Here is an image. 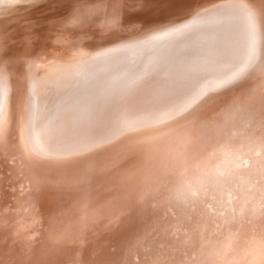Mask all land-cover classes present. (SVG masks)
<instances>
[{
	"label": "bare ground",
	"instance_id": "bare-ground-1",
	"mask_svg": "<svg viewBox=\"0 0 264 264\" xmlns=\"http://www.w3.org/2000/svg\"><path fill=\"white\" fill-rule=\"evenodd\" d=\"M9 1H11V0H9ZM209 6L210 5H208V7ZM208 7L206 9L203 8V9L198 10L197 15L194 18H191L187 22L185 21V23L182 25L173 24L171 26H167V28H165V29L161 27V29L159 31H156L155 34L149 35L148 37H144V38H138V39H135L132 41L129 40L124 45V47L119 48L114 53H110L107 56L103 55V57L101 55V58L96 57V58H94L96 60L92 59L89 62L87 61L83 65L81 64V66L80 65L79 66H76V65L70 66V64L69 65H66V64L58 65V63H55V64H52L51 66L49 64L48 65L49 68H48L46 66V64H44V62H43V64L46 66V70H44V71L42 70L43 72L38 74L37 76H35L32 73L35 76L32 85L30 86V84H29V86H27L28 82L26 81V79H25V81L27 83L24 82L25 83L24 85L29 87V90L31 91V96H32L31 112L28 110L29 113H31V115H32V122H31L32 131L30 132V133H32L31 134L32 140L30 139L31 142H29V141H27V139L26 140L24 139L25 141H27L26 143H28V142L31 143V144L28 143L29 145L26 149V151L28 152V155H30L28 157L29 158L28 159V164H29L28 165V168H29L28 171L32 170V172H33L34 169L37 167V164L39 163V162L37 164L35 163L36 162L35 159L39 160L36 158L37 156L35 155L36 153L39 154V152H38L39 148L45 149L46 151L58 153V156L55 155V153H54L53 157L57 156V159H53V160L54 161L59 160V162L61 161L60 159L63 157L62 156L60 158L59 154H62V155L66 154V156L68 155V159H69V156L71 158L72 157L77 158V157L83 156V155L85 158L86 157L85 155H89L91 153H92V157H93V153H95L99 148L98 153L95 154L98 156L99 151L102 150V149H100V147H104L106 142H108V141L110 142L112 140V138L115 136V133L117 132V130L121 129L122 126L124 127V125L127 124V126H125V128L129 127L128 124H131V121H135V120L139 121V120H143L146 118H147L146 120L151 121L152 119L159 118V120L157 119L156 123H158V125L164 126L163 123L165 122V119H166L165 116H167V114H169L171 111L175 110V112H177L176 109L180 110V108H182L180 111H184V112L181 115L185 118L192 117L193 115L198 114L197 117L201 118L200 121H198L196 123H193V122L189 123L187 120L186 122H188V124H187L188 126L180 127V129L182 128V130H180V129L178 130V144L176 146L177 148L175 147V149H177V153L179 155L181 153V155H180L181 159H180V162L177 163L175 166L176 167V172H175L176 180L174 181L175 182V190H174L175 191V198L174 197L173 198L177 199L179 201L177 206L182 205V209L184 208L183 206H187V208H189V210L187 213L188 214V217H187L188 221L183 222L184 226H186V227L185 228L182 227L183 225L181 222H177V221L174 222V225H175V223L179 224L178 225L179 228L176 229L174 227V230L176 229L175 232L172 233L173 235L172 234L170 236L168 235L169 236L168 238L170 239V241H172L171 246L176 244V247L179 249V252H181V254L183 256L180 254L176 257L175 256L172 257V255H174V253H175L173 251V248H172V253L171 254L167 253V255L169 256L168 261H165L163 263H165V264H264V100H262L260 102V100L258 101L255 99V97H257L258 94H260L258 97H262L264 95V0L222 1V2H216L215 4L213 3V4H211L210 8H208ZM255 12H256V14H255ZM2 15H4V14H2ZM2 20H4V19H2ZM12 20H14V19L12 18ZM177 20H180V19H177ZM9 25H10V23H9ZM172 26H178V27H177V29L168 30ZM63 53H64V51H63ZM140 54H141V58H140L141 61H140V63H137V62H135L136 60L134 61V59H135L134 56L138 57L137 55H140ZM65 55H67V54L65 53ZM60 56L61 55H59L58 57H60ZM29 60H30V58H29ZM33 60L35 61V59H33ZM33 60H30V63H31V61L33 62ZM75 60H77V58ZM75 60H74V62H75ZM23 61H25V59ZM47 62H49V61H46V63ZM9 63H11V62H9ZM9 63L7 65L9 67V73H10L11 64L9 66ZM30 63H29V65H32L35 62H33L32 64H30ZM13 64L15 65L16 63H13ZM15 66H18V64ZM24 66H25V69L28 70L26 68V65H24ZM34 67H37V66H32V69ZM13 68H15V67H13ZM25 69H23L24 70L23 73L25 72ZM14 71H16V70H14ZM6 72H8V71H6ZM27 74H29V73H27ZM33 75H32V77H33ZM12 76H14V74ZM5 77H6V79H8L7 76H5ZM8 77H9V75H8ZM15 77H16V75H15ZM21 77H22V75H21ZM25 78H27V77L25 76ZM243 78H245L244 81L239 82ZM23 79L24 78H22V80ZM27 80H28V78H27ZM31 80H32V78H31ZM8 81L10 82V80H8ZM30 87H31V89H30ZM26 88H25V91H26ZM17 90L18 89H16L15 87L10 86L5 79L0 78V147L1 148H5V146H7L6 144H7V141L9 140V137H10V135H9L10 126H12V124H13L12 115L14 114L15 111H16V114L18 113L17 112L18 109L16 110V104L19 103L20 97H19V92H17ZM260 103L262 104L261 107H260ZM20 111L22 112V110H20ZM20 111H19V113H20ZM161 112H163V113L158 114ZM23 114H20V115L23 117ZM194 118H196V116ZM152 121L153 122H151V123H154V120H152ZM21 122H22V119H21ZM144 122H142V123H144ZM25 123L28 124V121H26ZM132 123H134V122H132ZM26 124H25V128H26ZM134 125H135V123H134ZM134 125L131 124V126H134ZM142 125H145V124H141V127H142ZM154 126H155V124H154ZM15 127H17V126H14V128ZM134 127L138 128L136 126H134ZM12 128H13V126H12ZM125 128H122V129H125ZM159 128H161V127L159 126ZM131 129H132V127H131ZM150 129H151V126H150ZM19 130H20V133H19L18 137L23 139L24 137L22 138V136H21L22 135L21 134V127H19ZM133 130H135V129H133ZM152 130H153V128H152ZM167 130L168 129L166 128V131ZM14 131L17 134L16 128L14 129ZM123 131L124 130H122L121 133H123ZM126 131H128V133H126V134H129V130L127 128H126ZM138 131H141V130H138ZM142 133H143V131H142ZM144 133H145V135H147L145 130H144ZM155 133H157V131H155ZM155 133L154 134L152 133V134L155 135ZM28 134H29V132L27 134L25 132L24 135H25V137L27 136V138L29 139L30 137H28ZM119 134L117 133L116 135H119ZM152 134H151V136L150 135L149 136L153 137ZM156 135H158V134H156ZM167 135H169V133L166 134V136ZM129 136L130 135H128V137L126 139H129ZM115 137H118V136H115ZM139 137H144V135L139 136ZM150 137L146 138L147 140H146L145 145L150 143L151 141H153V142L155 141L154 143H151V144H155V143L159 144L158 141L155 139V137H153V138H150ZM160 137L161 136L157 137V139L159 141H161ZM163 137H164V135H162V138ZM19 138L17 140L18 142L20 141ZM149 138H150V142H148ZM170 138L171 137H169V140H170ZM126 139H123V140L125 141ZM167 139H165V140H167ZM174 139H175V137H174ZM133 140L136 141V139H133ZM133 140H131V141H133ZM165 140H163V141H165ZM121 141H122V137H121ZM131 141L128 140L127 143L128 142L131 143ZM142 141L144 142V140H142ZM138 142L140 143V141H138ZM112 143H114V142H112ZM112 143L110 142L111 145H112ZM130 143H128V145H131ZM135 143L137 144V142H135ZM135 143H134V146H135ZM117 144H119V143H117ZM164 144H166V142L163 143V145ZM8 145H9V143H8ZM25 145L26 144H24L23 147ZM111 145H110V147H111ZM114 145L116 146V143ZM124 145H126V142H124ZM137 145L139 146V144H137ZM137 145H136V147H137ZM123 146H120V147H123ZM131 146H133V145H131ZM142 146H143V143H142ZM151 146H153V145H151ZM168 146H166V147L168 148ZM107 147L110 150L109 145H107ZM126 147H125V149H126ZM130 147H128V148L130 149ZM133 147H131V148H133ZM136 147H134L133 149H135ZM9 148L10 147H8V149ZM128 148L126 150H128ZM103 149L107 150L106 147ZM169 149L166 152H170ZM163 150H165V149L163 148L161 151H163ZM32 151L35 154L32 153ZM131 151H133V150H131ZM174 151L175 150H173V152ZM107 152H108V150H107ZM158 152H159V150H158ZM104 153H105V151H104ZM129 153H131L130 150H129ZM136 153H138V152H136ZM110 154L112 155V153H110ZM164 154H165V152H164ZM170 154H172V153H170ZM95 155H94V157H95ZM101 155L102 154L99 155V158L101 157ZM107 155H106V157H107ZM133 155H136V154H133ZM147 155L150 156V153ZM158 155H161V154L158 153ZM173 155H174V153H173ZM33 156L34 157L36 156L35 159H33L34 158ZM102 156H104V155H102ZM9 157H10V154H9ZM14 157H17V155ZM46 157H48V156L46 155ZM46 157H44V159ZM53 157H50V158H53ZM64 157H65V155H64ZM150 157H152V156H150ZM40 158H41V156H40ZM42 158H43V156H42ZM66 158H64V159H66ZM96 158H93L91 160V159H88V156H87L86 160H83V161L86 162L87 160H91V162H92ZM102 158L103 157H101L100 159H102ZM146 158H144V162L146 161L145 160ZM64 159L62 158V161ZM68 159H66V160H68ZM72 159H70V160H72ZM77 159H75V160H77ZM105 159H107V158H105ZM169 159H170V156H169ZM48 160H49V158H48ZM48 160H46V161H48ZM66 160H64V163ZM140 160L143 161V159H140ZM175 160L176 159L174 158V161ZM39 161H41V159ZM96 161L99 162L98 159ZM96 161H94V162H96ZM155 161H157V160H155ZM24 162H26V161H24ZM68 162H66L65 164L62 163L63 164L62 167L64 165H66ZM114 162H115V160H114ZM176 162H178V161H176ZM50 163H51V160H50ZM82 163L80 165H82ZM123 163H124V166H120L121 165V163H120V165H118V167L119 166H120V168L125 167L126 162H123ZM13 164H15V163H13ZM45 164L47 165V162H45ZM53 164H55V163L52 162L50 164L51 165L50 169H52L54 166H58V165H56L57 162L54 166H53ZM69 164H71V163L69 162ZM83 164H84V166L83 167L81 166V167L84 170L85 169L84 168L85 163H83ZM87 164H88V166H90L89 162ZM97 164L101 165L100 163H97ZM142 164H144V163H142ZM41 165H43V164H41ZM127 165H128V162H127ZM164 165H166V164H164ZM94 166H95V163H94ZM94 166H92V168ZM110 166H112V165H110ZM181 166H184V170L181 168ZM103 167H105L104 164H103ZM112 167H113L112 169H114V165ZM40 168H41V166H40ZM58 168H60V166ZM90 168H91V166H90ZM95 168H97V167L95 166ZM98 168H99V166H98ZM129 168H131V167H129ZM54 169H56V168H54ZM76 169H77V167H76ZM106 169H108V167H106ZM125 169H126V167H125ZM157 169H158V167H157ZM164 169H165V167H164ZM15 170H17V167L15 169H13L14 172H16ZM93 170H94V168L91 170V172H93ZM123 170H124V168H123ZM131 170L130 169L127 170L129 175H124V174L122 175V173L119 174L117 172L115 176L119 177L120 175H122L124 178H126V176H130ZM149 170H151V169L149 168ZM149 170H147V171H149ZM87 171L84 174H89V173H87ZM115 171L116 170L114 169L113 172H115ZM73 172H75V171H73ZM100 172H101V168H100ZM107 172H108V170H107ZM107 172H106V177L101 176L102 179L108 178ZM119 172H120V170H119ZM136 172H137V170H136ZM53 173L55 174V172H53ZM96 173H97V169H96V172L94 173V175ZM111 173L108 175L109 176V182L113 179ZM67 174H69V173H67ZM102 174H103V172L101 173V175ZM141 174H142V171H141ZM160 174H161V172H160ZM160 174H158V175L160 176ZM73 175H74V173H73ZM90 175H93V174H90ZM96 175L100 176L98 173ZM96 175L94 176V178L97 177ZM156 175H157V172H156ZM58 176H60V175H58ZM142 176H144V175H142ZM13 177H14V175H13ZM110 177H112V178L110 179ZM134 177H137V176H134ZM138 177H140V176H138ZM91 178L92 177H90V182H91V180L92 181L97 180V178H95L94 180ZM119 178H115V179L121 180V176ZM150 178H151V180L153 179L152 177H150ZM63 180H65V179H63ZM75 180H77V179H75ZM124 181H126V180H124ZM137 181L139 182L138 179H137ZM137 181H136V183H137ZM150 181H149V183H151ZM153 181H154V179H153ZM157 181H159V177H158V180H156V182ZM31 182H33V181H31ZM106 182L109 183L108 181H106ZM106 182H105V184H106ZM88 183H89V180H88ZM102 183L104 184V182H102ZM102 183H97V184L102 185ZM111 183H112V181H111ZM131 183H132V181L130 180V184ZM149 183H148V185H149ZM93 184H95V183L93 182ZM93 184H90L89 187H91V185H93ZM116 184H118V183H116ZM144 184H146V181L144 182ZM76 185H78V184L76 183ZM81 185H84V184H81ZM112 185H114V183ZM122 185H124V184H122ZM127 185L130 187L129 184H127ZM153 185H154V182H153ZM158 185H159V183H158ZM158 185H157V187H158ZM166 185H167V183H166ZM170 185H172V183H170ZM139 186H140V184H139ZM168 186H169V183H168ZM101 187H103V186H101ZM104 187L106 188L107 186H104ZM117 187L119 188V185H117ZM129 187H128L129 190H127V192H129V191L131 192V190L133 191V189H130L131 187L130 188ZM151 187L153 188V186H151ZM21 188L22 187H20V189ZM43 188L41 190H43ZM96 188L97 187H95V191H96L95 194L92 193L94 188H92L93 190H92V192H90L94 196H96V194H98ZM112 188L115 191V188L114 187H112ZM118 188H116V189H118ZM133 188H135V187H133ZM172 188H173V186H172ZM123 189H124V186H123ZM147 189H148V186H147ZM100 190H104V189L100 188ZM120 190H119V192H120ZM145 190H146V188H145ZM80 191H81V189H80ZM89 191H90V188H89ZM98 191H99V189H98ZM114 191H112V192H114ZM48 192L50 193V191H48ZM51 192L53 195V191H51ZM63 192H62V194H63ZM86 192H87V190H86ZM109 192H110V190H109ZM115 192L117 193V191H115ZM45 193L46 192H44V195H45ZM56 193H54V194H56ZM73 193H75V191ZM103 193L99 194V195L104 196ZM76 194H78V193H76ZM81 194H83V196H84L83 192H81ZM124 194L122 192V194H121L122 197L124 196ZM131 194H132L131 196L133 197L134 196L133 193H131ZM138 194H140V193H138ZM87 195L88 194L86 193V196ZM111 195L113 196V193L107 195L108 198L103 197V196L101 198L109 199V196H111ZM114 195L116 196L115 193H114ZM118 195H119V193H118ZM135 195H136V193H135ZM74 196H73V199H74ZM152 196L154 197V195H152ZM57 197H58V195L55 198H57ZM77 197L78 196H76V198ZM79 197H80V195H79ZM79 197H78V199L80 200ZM97 197L98 196H96V198ZM127 197L130 200L128 194H127ZM127 197H126V200H128ZM39 198H41V195ZM43 198H44V196H43ZM64 198L62 197V199H64ZM70 198H71V195H70ZM76 198L74 200H76ZM93 198H95V197H93ZM160 198H161V196H160ZM183 198H185V199L189 198V204L185 203L182 200ZM86 199L88 200V198H86ZM104 199H103V201H104ZM133 199H131V200H133ZM79 200H78V202H79ZM83 200H85V199L83 198ZM152 200H154V199H152ZM88 201L89 202H87L85 200L84 202L90 203L92 201V199H89ZM97 201H99V203L101 202V200H97ZM106 201L108 202V200H106ZM110 201H112V200H110ZM124 201H125V199H124ZM140 201H141V199H140ZM38 202L40 204V201H38ZM42 202H43V199H42ZM42 202H41V204H42ZM65 202H64V206L60 207V210H59L60 212H57V209H56L57 214L54 212L56 215L53 216L54 215V213H53L52 216L54 218H57L56 219L57 221H58V219H60V223L61 222L64 223L65 229H67V227H69L68 230L71 231L70 230L71 223L67 222V220L69 221V219H67V215L69 214L68 210H71L72 207L69 208L68 204L65 205ZM72 202H73V200H72ZM31 203H32V201H31ZM36 203H37V201H36ZM67 203H69V202H67ZM92 203H90V205H92ZM121 203H122V200H121ZM97 204H98V202H97ZM97 204H96V206H97ZM105 204H107V203H105ZM119 204H120V202H119ZM79 205H81V204L79 203ZM79 205H78V209H79ZM83 205H84V203H83ZM100 205H101V203H100ZM102 205H104V204L102 203ZM141 205H142V202H141ZM144 205H146V204H144ZM75 206L77 207V203ZM93 206L94 205H92V207ZM98 207H99V204H98ZM121 207L123 208V205ZM132 207H133V204H132ZM132 207H131V209H132ZM173 207H174L173 209L176 208L175 206H173ZM37 208L39 209L38 206H37ZM37 208L35 210L36 213L39 212ZM87 208H88V205H87ZM87 208L83 207V211L86 212ZM107 208H109V207H107ZM117 208L120 209V211H121L120 206ZM143 208H144V206H143ZM155 208H153V209H155ZM157 208L154 211H157ZM114 209H115V207L113 208V210ZM127 209L125 211L130 214L132 212V210H131V212H129ZM164 209H166V208H164ZM31 210H33V209L31 208ZM74 210L76 212L75 208H74ZM43 211L41 212L42 214H43ZM72 211H73V209H72ZM103 211H105V210L103 209ZM107 211H108V209H107ZM144 211H145V209H144ZM85 212H84V214H86L87 212L89 213V210L86 213ZM113 212H112V214H113ZM126 212H125V214H126V216H128L129 214ZM135 212H136V210H135ZM175 212H176V210H175ZM81 213L83 214L82 211H81ZM118 213H114L115 216L120 215L119 211H118ZM154 213L155 212H153L152 215L155 217L156 213L155 214ZM42 214H41V217H42ZM79 214H80V212H79ZM104 214H107V213L104 212L103 215ZM122 215H123V219L122 218L121 219L123 222L125 219L129 220L127 218H124V211H123ZM122 215H120V216L122 217ZM52 216H50V217H52ZM71 216H72V214H71ZM172 216L174 217L175 215L172 214ZM43 217H45V215ZM97 217H99V216H97ZM104 217L106 218V216H104ZM116 217H118V216H116ZM119 217H118V219H119ZM68 218H69V215H68ZM83 218L84 217H82L81 220H83ZM100 218H101V215H100ZM108 218L105 219L106 220L105 224H107L106 222H107ZM129 218H131V216ZM132 218H133V216H132ZM46 219H48V218L46 217ZM46 219H45V222H47ZM78 219L79 218H77V221H78ZM104 219H101V220L104 221ZM182 219H183V216H182ZM182 219H178V220H182ZM43 220H44V218H43ZM49 220L51 221V219H49ZM136 220H138L137 217H136ZM170 220H172L171 217H170ZM79 221H80V219H79ZM109 221H110V222H108L109 224L115 222V220L113 222H111V220H109ZM132 221H135L134 218ZM173 221H175V220H173ZM73 222H74V220H73ZM97 222L100 225V223H101L100 221H95V223L94 222L93 223L96 225ZM116 222L118 224V220H116ZM130 222L128 224H132ZM161 222H163V221H161ZM14 223H16V222H14ZM43 223H44V221H43ZM48 223H50V222H48ZM58 223H59V221H58ZM75 223H76V221L74 222V224ZM120 223H122V222H120ZM151 223L149 224V222H148L149 225H151ZM155 223H157V222H155ZM171 223H173V222H171ZM47 224L45 223L46 226H48ZM78 224H76V225H78ZM80 224H81V222H80ZM105 224H104V226H105ZM125 224H126V222H125ZM128 224L123 225L124 227L129 226V227H125L127 230H128V228H130V225H128ZM52 225L53 224L50 225L51 229L54 226V225L53 226ZM60 225L61 224H58V227ZM158 225H156V227H155L156 229H157ZM21 226H20V230H21ZM50 226H48L49 229L46 228V230L49 231ZM109 226H111V224ZM117 226H119V225H117ZM123 226H120V229ZM133 226H135V225H133ZM56 227L57 226H55V228ZM92 227H93V225H92ZM111 227H113V225ZM116 227L114 226V228H116ZM22 228H23V226H22ZM96 228L94 231H97V232H98V230L102 229V227L101 228L98 227L99 229H97V230H96ZM107 228H105V229H107ZM114 228H111V229H113V230H111V233L115 232ZM60 229L58 228V231ZM63 229L61 231H63ZM65 229H64V231H65ZM71 229H75V228L73 227ZM120 229H119V231H121ZM131 229H132V227H131ZM131 229H129V230H131ZM165 229H167V228H165ZM168 229H170V228H168ZM103 230H104V228H103ZM103 230H102V234L105 233V231L103 232ZM108 231H110V228L108 229ZM112 231H114V232H112ZM117 232H118V230H117ZM48 233L50 234V232H47V234ZM54 233H56V232H54ZM107 233H109V232H106V234ZM121 233L123 234L124 232H121ZM127 233H129V231ZM127 233L125 232V235H124V237L126 236V238L128 235ZM18 234H20V231ZM35 234L36 233H34V235ZM44 234H45V232H44ZM57 234L60 235L61 233L57 232ZM57 234H54V237ZM64 234H66V232L63 233L62 234L63 237H62V235H61V237L64 238L63 240H66L67 237H70L69 234H71V233L68 232V234H66V235H64ZM87 234H85V235L87 236ZM100 234L98 232L99 236H100ZM118 234H120V233H118ZM136 234H138V232H136ZM50 235H52V237H53V234H50ZM67 235H69V236H67ZM146 235H148V234H146ZM106 236H109V235H106ZM117 236L119 237V235H117ZM117 236L113 235V237H116V238H117ZM2 237H4V236H2ZM37 237H39V236H37ZM52 237H51V239H52ZM89 237H91V236H88V238ZM130 237H132V236H130ZM133 237H135V236H133ZM96 238H97V234L95 236V239ZM128 238H129V236H128ZM144 238H142V239H144ZM51 239H50V241L53 240V239L52 240ZM89 239L91 240L92 238H89ZM131 239H128V240H130V242H131ZM136 239H137V237H136ZM145 239H148V237ZM63 240L60 241V239H59V242H63ZM98 240H99V238H98ZM104 240H101V241L103 242ZM106 240H107V237H106ZM122 240H123V238H122ZM77 241L79 242V239H77ZM77 241L75 242V244L77 243ZM80 242H81V240H80ZM80 242H79V244H80ZM85 242H87V241H85ZM109 242H110V240H109ZM167 242H168V240H167ZM113 243H115V241ZM118 243H120V242L118 241ZM128 243H129V241H128ZM79 244H77L76 246H79ZM88 244L89 243H87V245ZM91 244H90V246H91ZM98 244H96V246ZM105 244H106V242H105ZM165 244H166V242H165ZM85 245H86V243H85ZM99 245L104 246L103 244H99ZM115 245H117V244L115 243L114 246ZM61 246H64L63 243ZM92 246H93V244H92ZM106 246H104V249L106 248ZM114 246H113V248H114ZM56 247L55 248L57 250L59 246H56ZM70 247H72V246H70ZM85 247L83 249H85ZM115 247H117V246H115ZM74 248H76V250L78 249L77 247H74ZM81 248H82V246H81ZM81 248H79V249L81 250ZM97 248H99V246ZM97 248H95V249L98 250ZM151 248L153 251V250H157V249L162 248V247L153 243ZM177 248H176V251H177ZM59 249L61 250V247ZM99 249H102L101 246ZM166 249H168V248H166ZM71 250L72 249H70L69 251L71 252ZM111 250H113V249H111ZM121 250H122V248H121ZM125 250H127V249L125 248ZM116 251H114V254L116 253ZM130 251L128 253H131ZM79 252H81V251H79ZM84 252H83V254H84ZM179 252H178V254H179ZM49 253H50V250H49ZM87 253L90 254V252H87ZM87 253H86V255H87ZM94 253H96V251H94ZM94 253H92V254H94ZM3 254L6 255V252ZM13 254H14V252H13ZM68 254L66 255V257L70 255V254L69 255ZM108 254H109V256H111L110 253H108ZM121 254L124 255L122 253V251H121ZM121 254H119V255H121ZM7 255H8V253H7ZM116 255H117V253H116ZM116 255H114V256H116ZM170 255H171V258H170ZM51 256H52V253H51ZM62 256H63V254H62ZM91 256H93V255H91ZM101 256H102V254H101ZM53 257L55 258V253L53 254L52 258ZM112 257L113 256H111V258ZM122 257H124V256H122ZM82 258L85 259L84 257H82ZM125 258H126V256H125ZM130 258H131V256H130ZM71 259L73 260V258H71ZM75 260H76V256H75ZM103 260L100 262H103ZM80 261H82V260H80ZM119 261H121V260L119 259ZM142 261H143V259H142ZM64 262H67V261H64ZM75 262H77V261H75ZM72 263H73V261H72ZM128 264H130V263H128ZM131 264H132V262H131Z\"/></svg>",
	"mask_w": 264,
	"mask_h": 264
},
{
	"label": "rangeland",
	"instance_id": "rangeland-1",
	"mask_svg": "<svg viewBox=\"0 0 264 264\" xmlns=\"http://www.w3.org/2000/svg\"><path fill=\"white\" fill-rule=\"evenodd\" d=\"M222 1H232V0H13V1L12 0L11 1L0 0V78L5 79L10 86L18 89L17 92H19V97H20L19 103L16 104V110L18 109V111H17L18 113L16 114V111L14 110L15 112L12 115V122L14 125L12 124L13 128H12V126H10V130H9L10 137H9V140L7 141V144H6L7 146H5V148L0 147V264H31V263L32 264H54V263L55 264H74V263L75 264H77V263L81 264L82 262H83L82 264H103V263L104 264H128V263L131 264V262H132V264L134 262H135L134 264H143V263L144 264H158V263L159 264H165L163 262L168 261L169 256L167 255V253L171 254L172 248H173V251L175 252L174 255H172V257L173 256L176 257V256L181 254V252H179V249L176 247V244L171 246L172 241H170V239L168 238L173 232H175V230L177 228H179V226H178L179 224L175 223V225H174V222H176V221L181 222L183 225L182 227H184V228L186 227V226H184L183 222L188 221L187 220V217H188L187 213L189 210V208H187V206H183L184 207L183 209H182V205L177 206L179 201L177 199H174L175 198V191H174L175 190V182L174 181L176 180V178H175L176 177V174H175L176 167L175 166L177 163L180 162V159H181V156H180L181 153L179 155L177 153V149H175V147L178 144V130L180 129V127L188 126L187 125L188 122L189 123H191V122L196 123V122L200 121L201 118L197 117L198 114L193 115L192 117L185 118L181 115L184 112V111H180L182 108H180V110L178 109L179 111L176 109L177 112H175V110H174V111H171L169 114H167V116H165L166 119H165V122L163 123L164 126L158 125V123H156L157 119L159 120V118L152 119V120H154V123H151V122H153L152 120L151 121L146 120L147 118L143 119V120H139V121L135 120L136 122L131 121V124L134 125V123H135L134 126H136L138 128H135L134 126H131V124H128L129 127H126V128L129 130V134H126V133H128V131H126V128H125V126H127V124L124 125V127L122 126V128H125V129L121 128V129L117 130V132L115 133V136H118L119 138L114 136L115 138L113 137L112 140L110 141L111 143L114 142V143H112V145L108 141V142H106L107 144L105 143L104 147H100V149H102V150L99 151V155L100 154L104 155V156L101 155V157H103L102 159H100L101 157L99 158V155L98 156L95 155L96 153H98L99 148L95 153H93V157H92V153L89 155H85L86 157L88 156V159H91V160L93 158L97 157L92 162H91V160H87L89 162V165L91 166V168H90V166H88L87 161L86 162L83 161V160H86V157L84 158V155L77 157L78 159L75 157L74 158L72 157L73 158L72 159L69 156V159H68V155L66 156V154H63V155L59 154L60 158L62 156H63L62 157L63 159L67 157L66 159H68V160L64 159V160H66L65 163L68 161L71 163V164H69V162H68L66 165H64L62 167V165L65 164L64 160L62 161V158L60 159L61 160L60 162H59V160H55V161L53 160V159H57L58 153L46 151L45 149L39 148L38 152L40 155L37 153L35 154L32 151V153H34L37 156V157L35 156L37 159H39V160L41 159V161L36 160L35 157L33 156L34 157L33 159H35V161H36L35 163L36 164L38 162L39 163L37 164V167L32 172L31 169H30L31 171H28L29 170V168H28V165H29L28 159L29 158L28 157L30 155H28V152L26 151L28 145L31 144L29 142H31V140H32L31 139L32 133H30L32 131V129H31L32 128V124H31L32 115H31V113H29V111L31 112L32 96H31V91L29 90V87H27V86H29V84L31 86L35 76H37L38 74H40L44 70H46V66L48 67L49 64H50V66L52 64H55V63H58V65H60V64L61 65H63V64L69 65L70 64V66H75V65L81 66V64L83 65L87 61L89 62L90 60H92L96 57L101 58V55L103 57V55L107 56L110 53H114L119 48L124 47V45L129 40L132 41V40H135L138 38H144V37H148L149 35L155 34L156 31H159L161 29V27L165 29V28H167V26H171L173 24L182 25L185 23V21L187 22L191 18H194L197 15L198 10L203 9V8L206 9L208 7V5L211 6V4H213V3L215 4L216 2H222ZM210 6L208 8H210ZM2 14H4V15H2ZM255 14H256V12H255ZM12 18L14 20H12ZM2 19H4V20H2ZM177 19H180V20H177ZM9 23H10V25H9ZM177 27L178 26H172L168 30L177 29ZM63 51H64V53H63ZM65 53L67 55H65ZM59 55H61V56L58 57ZM137 56L138 57L134 56L135 59L134 58L133 59H134V61L136 60L135 62L140 63L141 54L137 55ZM29 58H30V60L35 59V61L33 60V62H35L36 64L33 63L32 61L30 63ZM76 58H77V60H75ZM24 59H25V61H23ZM74 60H75V62H74ZM94 60H96V59H94ZM46 61H49V62L46 63ZM9 62H11V63H9ZM43 62H44V64H46V66L43 64ZM8 63H9V66L11 64L10 73H9V67L7 65ZM13 63H16L15 65L18 64V66H15ZM29 63L30 64L33 63V64L29 65ZM24 65H26V68L28 70L25 69ZM12 66L15 68H13ZM32 66H37V67H34L32 69ZM23 69H25L24 73H23V71H24ZM14 70H16L17 72ZM6 71H8V72H6ZM27 73H29V74H27ZM13 74H14V76H12ZM8 75H9V77H8ZM15 75H16V77H15ZM21 75H22V77H21ZM32 75H33V77H32ZM5 76H7L8 79H6ZM25 76L28 78V80H27V78H25ZM22 78H24V79L22 80ZM31 78H32V80H31ZM25 79L28 83L25 81ZM244 79L245 78H243L239 82H243ZM8 80H10V82ZM24 82L27 83L28 85L27 86L24 85L25 84ZM25 88H26V91H25ZM30 89H31V87H30ZM259 95L260 94H258V96ZM258 96L255 97L256 100H258V101L260 100V102L262 100H264V95L262 97H258ZM261 106H262V104L260 103V107ZM27 107L28 108L30 107V108L28 109ZM20 110H22V112ZM19 111H20V113H19ZM162 113L163 112L158 113V114H162ZM20 114H23V117ZM195 116L197 119L194 118ZM21 119H22V122H21ZM187 120H188V122H186ZM26 121H28V124L25 123ZM141 121L142 122L145 121V122L142 123ZM132 122H134V123H132ZM25 124H26L27 129L25 128ZM141 124H145L146 126L142 125V127H141ZM154 124H155V126H154ZM14 126H17V127H15L17 134L14 131V129H15ZM130 126L132 127V129ZM150 126H151V129H150ZM159 126L161 128H159ZM19 127H21V134H22L21 136H22V138L24 137L23 139L18 137V135L20 133ZM152 128H153V130H152ZM166 128L168 129L167 130L168 132L166 131ZM133 129H135V130H133ZM122 130H124L123 133H121ZM138 130H141V131H138ZM144 130L146 131L147 135H145ZM180 130H182V128ZM27 131L29 132V134H28V137H30L29 139L27 138V136L25 137V135H24L25 132H26V134L28 133ZM142 131H143V133H142ZM155 131H157V133H155ZM117 133L118 134L120 133V134L116 135ZM152 133L153 134L155 133V135L156 134H158V135L155 136ZM168 133H169V135L166 136V134H168ZM151 134L153 137H155V139L158 141L159 144H157V143L151 144V143L155 142V141L150 142V138H153V137H150ZM128 135H130L129 139H126L128 137ZM142 135H144V137H139ZM162 135H164L163 138H162ZM158 136H161L160 137L161 141H159L157 139ZM121 137H122V141H121ZM148 137H150L148 140V142H150V143L145 145L146 140H147L146 138H148ZM169 137L172 138V139L170 138L171 141L169 140ZM174 137H175V139H174ZM18 138L20 140L19 141L20 143L17 141ZM24 139L25 140L27 139V141H29L28 142L29 144L26 143L27 141H25ZM123 139H126V140L124 141ZM133 139H136V141H134ZM165 139H167V140H165ZM128 140L129 141L133 140V141H131V143L128 142L133 146H134L135 142H137V144H139V146H138L135 143L134 147H136V145H137V147L135 148L136 150L133 149L134 148L133 146L128 145V143H127ZM142 140H144V142ZM163 140H165V141H163ZM138 141H140V143ZM124 142H126V145H124ZM165 142H166V144L163 145V143H165ZM8 143H9V145H8ZM115 143H116V146L114 145ZM117 143H119V144H117ZM142 143H143V146H142ZM169 143L170 144L172 143V144L170 145ZM24 144H26V145L23 147ZM107 145H109V147L111 145L110 150L108 149ZM123 145L125 147L128 145L126 147V149L130 146L133 148L130 147V149L128 148V150H126ZM151 145H153L154 147ZM120 146H123V147H120ZM166 146H168V148ZM8 147H10V148L8 149ZM105 147L108 150V152H107V150L103 149ZM163 148L165 150L161 151ZM149 149L151 151L154 149L155 151L153 150L151 152ZM157 149L159 150V152ZM168 149L170 150V152H166V151H168ZM129 150L131 153H129ZM131 150H133V151H131ZM173 150H175L176 152L175 151L173 152ZM104 151H105V153H104ZM136 152H138L141 156ZM164 152H165V154H164ZM54 153L57 156L53 157ZM110 153H112V155ZM149 153H150V156H152L153 158L150 157L149 155H147ZM158 153L161 155H158ZM170 153H172V154H170ZM173 153H174V155H173ZM9 154H10V157H9ZM45 154L48 157H46ZM133 154H136V155L138 154V155L136 156ZM16 155H17V157H14ZM64 155H65V157H64ZM94 155H95V157H94ZM106 155H107V157H106ZM40 156H41V158H40ZM42 156H43V158H42ZM169 156H170V159H169ZM44 157H46V158L44 159ZM50 157H53V158H50ZM111 157L115 160V162ZM173 157L176 159L175 161H174ZM48 158H49V160H48ZM105 158H107V159H105ZM144 158H146L145 162H144ZM70 159H72V160H70ZM75 159H77V160H75ZM97 159L99 160V162L96 161ZM140 159H143V161ZM46 160H48L49 162ZM50 160H51V163L53 162L56 164V162H57L56 165H58V166H54L55 164H53L54 167L52 169H50V167H51ZM155 160H157L158 162ZM24 161H26V162H24ZM94 161H96V162H94ZM176 161H178V162H176ZM45 162H47V165L45 164ZM82 162L85 163V167H84L85 171L82 168L84 166V164ZM93 162L95 163V166L97 168H95ZM123 162H126L125 163L126 169H125V167H123L124 170H123V168H120V166H124ZM127 162H128V165H127ZM13 163H15V164H13ZM40 163L43 165L45 164L46 166L45 165L43 166ZM81 163H82V165H80ZM97 163H100L101 165H98ZM120 163H121V165H120ZM142 163H144V164H142ZM103 164L105 165V167H103ZM164 164H166V165H164ZM110 165H112V166L114 165V169L116 170L115 172H113L114 169H112L113 167ZM118 165H120V166L118 167ZM162 165L165 167V169ZM15 166L17 167V170H15L16 172L13 171V169L16 168ZM40 166H41V168H40ZM59 166H60V168H58ZM92 166H94L93 172H91V170L93 169ZM98 166H99V168H98ZM76 167H77V169H76ZM106 167H108V169H106ZM129 167H131V168H129ZM148 167L151 170H149ZM157 167H158V169H157ZM54 168H56V169H54ZM100 168H101V172H100ZM181 168L184 170V166H181ZM96 169H97V173L100 176L96 175L97 174L96 173L95 175L97 177H95V178H97V180L95 181L94 180L95 179L94 173L96 172ZM128 169H130V170L132 169L131 170L132 174L130 173V176H126V178H124L122 176L123 174L129 175V173L127 171ZM146 169L149 171H147ZM107 170H108V172H107ZM119 170H120V172H119ZM136 170H137V172H136ZM73 171H75V172H73ZM86 171L89 174H84V173H86ZM141 171H142V174H141ZM53 172H55V174ZM102 172H103V174L101 175ZM106 172L108 173V175L112 172L111 173V175L113 177V179L111 180L112 183H111V181L109 182V176L108 175H107L108 178H105V179L101 178V176L106 177ZM117 172L119 174L122 173V175H120L121 180H119L120 176L119 177L115 176ZM156 172H157V175L160 174V172H161L160 176L159 175L157 176ZM67 173H69V174H67ZM73 173H74V175H73ZM90 174H93L94 176L90 175ZM13 175H14V177H13ZM58 175H60V176H58ZM142 175H144V176H142ZM134 176H137V177H134ZM138 176H140V177H138ZM90 177H92L91 179H93L94 181L91 180V182H90ZM112 177H110V179ZM150 177H152L154 179V181H153V179L151 180ZM158 177H159V181L156 182V180H158ZM115 178H119V179L116 180ZM134 178L135 179L137 178L139 180V182L137 181V179L135 180ZM63 179H65V180H63ZM75 179H77V180H75ZM30 180L33 182H31ZM88 180H89V183H88ZM124 180H126V181H124ZM130 180L132 181V183L134 182L133 184L131 183L132 185L130 184ZM106 181H108L109 183H107ZM136 181H137V183H136ZM145 181H146L147 185L144 184ZM149 181L151 183H149ZM75 182L78 185H76ZM93 182L95 184H93ZM102 182H104V184ZM105 182H106V184H105ZM153 182H154V185H153ZM97 183H102V185L101 184L99 185ZM113 183L115 186L112 185ZM116 183H118V184H116ZM138 183L140 184V186ZM148 183H149V185H148ZM158 183H159V185H158ZM166 183H167V185H166ZM168 183H169L170 187L168 186ZM170 183H172V185H170ZM81 184H84V185H81ZM90 184H93V185H91V187L94 188V190L91 187H89ZM122 184H124V185H122ZM127 184H129L131 188ZM156 184L158 185V187ZM117 185H119V188L117 187ZM94 186L97 187L100 191L99 192L98 189L96 188L97 193H98V194H96V196H98L97 198H96V196L93 195L96 193ZM101 186H103V187L107 186L106 188L108 190L105 187L103 188ZM123 186H124V189H123ZM147 186H148V189H147ZM151 186H153V188ZM172 186H173V188H172ZM20 187H22V188L20 189ZM112 187L115 188V191H117V193L114 191V189ZM128 187L130 189H133V191L132 190H131V192L129 191L130 193L127 192V190H129ZM133 187H135V188H133ZM42 188H43V190H41ZM89 188H90V191H89ZM100 188L104 189V190H100ZM116 188H118L119 190L121 189L120 192ZM145 188H146V190H145ZM80 189H81V191H80ZM170 189L171 190L173 189V190L171 191ZM83 190L85 192L87 190V192H86L88 194L87 196ZM92 190H93V192H92ZM109 190H110V192H109ZM111 190L114 192H112ZM48 191H50V193ZM51 191H53V195H52ZM74 191H75V193H73ZM121 191L123 192V194L125 193L123 197L121 195L122 194ZM44 192H46L45 195H44ZM62 192L64 195L62 194ZM81 192L84 193L85 197L83 196V194H81ZM90 192H92L93 194H91ZM54 193H56L58 195L57 198H55L57 195ZM76 193H78V194H76ZM102 193L104 194V196L99 195ZM105 193L106 194L108 193L107 195L113 193V196L111 195V196H109V199H106V198H108V196ZM114 193L116 194L117 197L114 195ZM118 193H119V195H118ZM131 193H133V195H134L133 197L131 196L132 195ZM135 193H136V195H135ZM138 193H140L141 195ZM127 194L129 195L130 200L128 199ZM40 195H41V198H39ZM70 195H71L72 199L70 198ZM79 195H80V197H79ZM152 195H154V197ZM43 196H44V198H43ZM73 196H74V199L76 198V196H78L81 201L78 199V197L76 198V200H74ZM102 196L106 197L105 199L108 200V202L110 200H112V201H110L108 203L104 198H101ZM160 196H161V198H160ZM62 197L63 198L65 197V198L62 199ZM93 197H95V198H93ZM126 197L128 200H126ZM83 198L87 202H89L88 201L89 199H92V201L90 203L93 202L94 204L92 203V205H94V206L92 207V205H90V203H87V202L85 203L84 202L85 200H83ZM86 198H88V200ZM123 198L125 199V201ZM42 199H43V202H42ZM77 199L79 200V202ZM103 199H104V201H103ZM131 199H133V200H131ZM140 199H141V201H140ZM152 199H154V200H152ZM72 200H73V202L74 201L75 202L73 203ZM97 200H101V202H100L101 205H100L99 201H97ZM121 200H122V203H121ZM182 200L185 203L189 204V198H186V199L183 198ZM31 201H32V203H31ZM36 201H37V203H36ZM38 201H40V204ZM96 201L98 202L99 207H98V204ZM41 202L43 205L41 204ZM64 202H65V205L68 204L69 208L72 207L71 210H68L69 214L67 213L69 215V218H68V215L66 214L67 219H69V221L67 220V222L71 223V227H70L71 231L68 230L69 227H67V229H65L64 223H62V222L60 223V219H58V221H59V223H58V221L56 220L57 218L53 217L57 214V212H60L59 211L60 207L64 206ZM67 202H69V203H67ZM119 202H120V204H119ZM141 202H142V205H141ZM76 203H77V207L75 206ZM79 203L81 205H79ZM83 203H84V205H83ZM102 203L104 205H102ZM105 203H107L108 205ZM86 204L88 205L89 209L87 208ZM96 204H97V206H96ZM132 204H133V207H132ZM144 204H146V205H144ZM36 205L39 207V209L37 208ZM78 205H79V209H78ZM122 205H123V208L121 207ZM119 206L121 208V211L122 210L124 211V218H127L129 220L125 219L124 222L122 221L123 211L121 212L120 209L117 208ZM143 206H144V208H143ZM156 206L157 207L159 206V207L157 208ZM173 206H175L176 208L173 209L174 208ZM83 207L87 208V210L86 209L85 210H86V212L89 210V213L88 212L86 213L85 211H83ZM107 207H109V208H107ZM114 207H115V209L113 210ZM131 207H132V209H131ZM155 207L157 208V211H154V210H156ZM163 207L166 209H164ZM31 208L33 210H31ZM36 208L39 211L37 213L35 211ZM74 208L76 209V212H75ZM153 208H155V209H153ZM56 209H57V212H56ZM72 209H73V211H72ZM103 209L105 211H103ZM107 209H108V211H107ZM126 209L129 212H131V210H132V212L129 214L128 212L125 211ZM144 209H145V211H144ZM115 210L116 211L118 210L120 212V215H122V217L120 215H116L118 217L120 216L118 219V217H116L114 214V213H118V211L116 212ZM135 210H136V212H135ZM175 210H176V212H175ZM42 211H43V214L41 213ZM81 211L83 212V214L81 213ZM152 211L156 213V214L154 213L156 218L152 215V213H153ZM79 212H80V214H79ZM84 212L86 214H84ZM104 212L107 214L103 215ZM112 212L114 215L112 214ZM125 212L128 213L129 214L128 216L129 217L131 216V218L126 216ZM53 213H54V215L52 216ZM41 214H42V217H41ZM71 214H72V216H71ZM99 214L101 215V218H100ZM172 214L175 216L173 217ZM44 215H45V217H43ZM50 216H52L53 218ZM97 216H99V217H97ZM104 216H106V218ZM132 216H133L135 221H132L133 220ZM182 216H183V219H182ZM46 217L48 219H46ZM82 217H84L83 220H81ZM136 217L138 220H136ZM170 217L172 220H170ZM43 218H44V220H43ZM77 218H79L80 221H79V219L77 221ZM104 218L105 219L108 218V220L106 222L107 224H105L106 220ZM45 219L47 222H45ZM49 219H51V221ZM101 219H104V221H102ZM178 219H182V220H178ZM73 220H74V222L76 221L75 224H74ZM109 220H111V222H113L114 220L116 222V220H118V224H117V222L116 223L114 222L115 224L110 223L111 226L113 225V227H111V226H109L110 224L108 223V222H110ZM173 220H175V221H173ZM43 221H44V223H43ZM95 221H100L101 222L100 225L98 222L95 225L94 224ZM161 221H163V222H161ZM14 222H16V223H14ZM48 222H50V223H48ZM80 222H81V224H80ZM91 222L92 223L94 222V223L92 224ZM120 222H122L123 224ZM125 222H126V224H128L129 222L132 223V224H128V225H130V228H128V230L125 227H129V226H125V227L123 226V225H126ZM148 222H149V224L152 222L151 225H149ZM155 222H157V223H155ZM171 222H173V223H171ZM45 223L46 224L48 223L47 224L48 226H50L51 224H53L54 226L52 225L53 226L52 229L50 226V230L48 231V230H46V228L49 229V227L46 226ZM20 224L23 226V228ZM58 224H61L60 225L61 227L60 226L58 227ZM76 224H78L79 226ZM91 224L93 225L94 228L92 227ZM104 224H105V226H104ZM117 225H119V226H117ZM133 225H135V226H133ZM156 225H158L157 229L155 228ZM20 226H21V230H20ZM55 226H57L59 229L60 228L61 229L58 231V228L57 227L55 228ZM114 226L115 227L117 226V227L114 228ZM120 226H123L124 228L122 227L120 229ZM73 227L75 229H71ZM98 227H100V228L102 227V229L98 230L99 234L101 233L100 236L102 235L101 237L98 235L97 231H94L95 228H96V230L99 229ZM131 227H132V229H131ZM174 227L176 228L175 230H174ZM63 228L65 229V231ZM103 228H104V230H103ZM105 228H107V229H105ZM109 228H110V231H108ZM111 228H114L116 233L114 231H112L114 233H111V230H113ZM165 228H167V229H165ZM168 228H170V229H168ZM62 229H63V231H61ZM119 229L121 231H119ZM129 229H131V230H129ZM102 230H103V232L105 231V233H104L105 235L102 234ZM117 230H118V232H117ZM19 231H20V234H18ZM46 231L50 232V234H53V237H54V234H57V232L61 233V234L60 235L57 234L58 236L55 235L56 238L54 237L55 238L54 239L52 237V235H50L49 233L47 234ZM53 231L56 233H54ZM128 231L131 235L129 233H127ZM44 232L46 235L44 234ZM65 232H66V234H68V232H70L71 234H69L70 237H67L66 240H63L64 238H62L63 237L62 234ZM106 232H109V233L106 234ZM121 232H124V233L122 234ZM125 232L128 234L127 238H126V236L124 237ZM136 232H138V234H136ZM34 233H36V234L34 235ZM118 233H120V234H118ZM145 233L148 235H146ZM66 234H64V235H66ZM85 234H87V236ZM96 234H97V238H96L97 240L95 239ZM61 235H62V237H61ZM69 235H67V236H69ZM106 235H109V236H106ZM113 235L114 236L119 235V237L117 236V238H116V237H113ZM2 236H4V237H2ZM37 236H39V237H37ZM88 236H91L89 238H92V239L90 240L88 238ZM128 236H129V238H128ZM130 236H132V237H130ZM133 236H135V237H133ZM51 237L53 240L51 239ZM106 237H107V240H106ZM136 237H137V239H136ZM144 237L145 238L148 237V239H145ZM98 238H99V240H98ZM122 238H123V240H122ZM142 238H144V239H142ZM50 239L52 241H50ZM59 239H60V241L63 240V242H59ZM77 239H79V242L81 240L80 244L77 241ZM100 239L101 240L105 239L106 241L104 240L102 242ZM128 239H131V242ZM109 240L111 243L109 242ZM167 240H168V242H167ZM76 241H77V243L75 244ZM85 241H87V242H85ZM114 241L117 244V245H115L117 247L114 246V244H115V243H113ZM118 241L120 243H118ZM128 241L130 244L128 243ZM105 242H106V244H105ZM152 242L157 244L158 246H161L162 248H159L157 250L152 251V248H151V246L153 245ZM165 242H166V244H165ZM62 243L64 246H61ZM85 243H86V245H85ZM87 243H89V244L87 245ZM91 243L93 244V246ZM98 243L103 244L104 246H106V245L107 246L104 249V246L99 245ZM77 244H79V246H76ZM90 244H91V246H90ZM96 244H98V245L96 246ZM56 246H59L57 250H56V248H57ZM70 246H72L73 248ZM81 246H82V248H81ZM83 246L84 247L86 246L85 249H83L84 248ZM98 246H99V248L101 246L102 249L97 248ZM113 246H114V248H113ZM174 246L177 248V251H176V248ZM60 247H61V250L59 249ZM74 247H77L78 249L76 250V248H74ZM45 248L46 249L48 248V249L46 250ZM79 248H81V250ZM95 248H97L98 250H96ZM121 248H122V250H121ZM125 248L128 251L125 250ZM166 248H168V249H166ZM70 249H72L71 252L69 251ZM111 249H113L114 251L117 250L118 252L116 251V253L119 257L116 255V253L114 254V251ZM49 250H50V253H49ZM120 250L122 251V253L124 255L121 254ZM79 251H81V252H79ZM86 251L90 252V254L87 253ZM94 251H96V253H94ZM129 251L131 253H128ZM5 252H6V255L3 254ZM13 252H14V254H13ZM53 252L55 253V258L53 257L54 259L52 258L53 254H54ZM83 252H84V254H83ZM178 252H179V254H178ZM7 253H8V255H7ZM51 253H52V256H51ZM86 253H87V255H86ZM92 253H94V254H92ZM108 253H110V255L113 257L111 258V256H109ZM62 254H63V256H62ZM67 254L69 256L66 257ZM95 254L96 255L98 254V255L96 256ZM101 254H102V256H101ZM119 254H121V255H119ZM91 255H93V256H91ZM114 255H116V256H114ZM75 256H76V260H75ZM122 256H124V257H122ZM125 256H126V258H125ZM130 256L132 259L130 258ZM82 257H84L85 259H83ZM71 258H73V260ZM170 258H171V255H170ZM79 259L82 261H80ZM119 259L121 261H119ZM142 259H143V261H142ZM53 260L54 261L56 260V261L54 262ZM102 260H103V262H100ZM64 261H67V262H64ZM72 261H73V263H72ZM75 261H77V262H75Z\"/></svg>",
	"mask_w": 264,
	"mask_h": 264
}]
</instances>
